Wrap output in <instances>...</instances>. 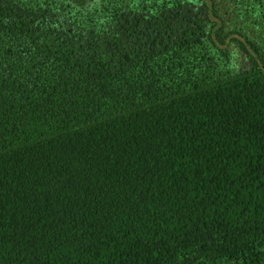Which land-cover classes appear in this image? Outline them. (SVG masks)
Instances as JSON below:
<instances>
[{"label": "trees", "instance_id": "obj_1", "mask_svg": "<svg viewBox=\"0 0 264 264\" xmlns=\"http://www.w3.org/2000/svg\"><path fill=\"white\" fill-rule=\"evenodd\" d=\"M0 264H264V0H0Z\"/></svg>", "mask_w": 264, "mask_h": 264}]
</instances>
